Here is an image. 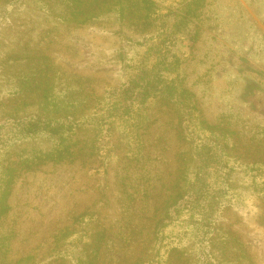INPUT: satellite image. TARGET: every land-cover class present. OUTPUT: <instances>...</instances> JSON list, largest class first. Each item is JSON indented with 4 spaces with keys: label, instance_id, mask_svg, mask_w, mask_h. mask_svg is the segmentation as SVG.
I'll list each match as a JSON object with an SVG mask.
<instances>
[{
    "label": "rangeland",
    "instance_id": "obj_1",
    "mask_svg": "<svg viewBox=\"0 0 264 264\" xmlns=\"http://www.w3.org/2000/svg\"><path fill=\"white\" fill-rule=\"evenodd\" d=\"M74 1L0 0V183L11 185L0 235L13 263L60 264L63 256L62 264H77L94 256L99 233L94 264L151 260L156 222L197 162L169 103L153 102L136 129L131 121L89 124L143 55V38L126 21H196L195 40L180 45L183 86L203 119L251 137L264 133V0ZM63 116L86 124L71 136L75 157L26 164L62 145L20 133L18 122ZM231 187L235 202L211 240L215 263L264 264V195L245 171L231 175ZM56 234L62 242L52 253ZM187 244L171 264H201Z\"/></svg>",
    "mask_w": 264,
    "mask_h": 264
},
{
    "label": "trees",
    "instance_id": "obj_2",
    "mask_svg": "<svg viewBox=\"0 0 264 264\" xmlns=\"http://www.w3.org/2000/svg\"><path fill=\"white\" fill-rule=\"evenodd\" d=\"M129 1L120 0L125 5ZM74 2L83 4V0ZM126 22L134 24L143 38L140 42L144 47L143 55L126 65L125 81L107 92L102 109L93 113L89 124H108L109 130L118 121H131L136 129V120L153 102L169 103L177 112L178 137L189 145L197 162L194 177L177 185L175 193L165 203L163 215L156 222L153 240L157 252L154 258L139 259L133 264H171L181 258L187 243L195 247L201 264H216L217 256L211 248V240L221 212L235 202L231 175L236 171L250 173L264 195V133L248 137L242 131L219 123L211 124L202 118L194 95L183 86L179 75L185 55L180 45L185 40H195L196 21ZM18 124L20 133L48 134L55 136L58 147L62 145L58 154L51 152L25 161L31 165H36L39 158L38 163L45 159H73L76 152L70 148L71 136L86 126L64 116L59 119L38 117ZM10 190V183H0V220L9 211L7 198ZM173 229L175 239L171 240L167 232ZM58 234L52 253L58 252L57 247L62 242V236ZM96 236L99 246H96L94 256H86L77 264H94L97 261L105 235L99 233ZM9 248L8 237L0 235V264L13 263L8 259ZM163 248L164 253L161 254ZM157 257L159 259L154 262ZM58 259L62 264L63 256ZM31 260V256L23 257L13 264H30Z\"/></svg>",
    "mask_w": 264,
    "mask_h": 264
}]
</instances>
